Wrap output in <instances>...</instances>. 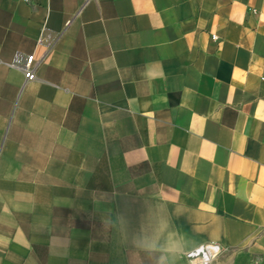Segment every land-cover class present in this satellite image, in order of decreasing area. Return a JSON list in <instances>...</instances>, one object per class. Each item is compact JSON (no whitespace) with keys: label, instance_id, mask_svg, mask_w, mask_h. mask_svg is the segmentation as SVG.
<instances>
[{"label":"crops","instance_id":"1","mask_svg":"<svg viewBox=\"0 0 264 264\" xmlns=\"http://www.w3.org/2000/svg\"><path fill=\"white\" fill-rule=\"evenodd\" d=\"M211 245L264 264V0H0V264Z\"/></svg>","mask_w":264,"mask_h":264},{"label":"built area","instance_id":"2","mask_svg":"<svg viewBox=\"0 0 264 264\" xmlns=\"http://www.w3.org/2000/svg\"><path fill=\"white\" fill-rule=\"evenodd\" d=\"M29 1V0H26ZM216 36L212 35V39H215ZM10 66L19 69L26 81L32 80L35 77L36 63L32 55H24L22 53H16ZM214 251L209 250V246L204 248H199L195 251L189 252L187 254L189 264H210L214 258L222 252V249H219L216 245H211Z\"/></svg>","mask_w":264,"mask_h":264},{"label":"trees","instance_id":"3","mask_svg":"<svg viewBox=\"0 0 264 264\" xmlns=\"http://www.w3.org/2000/svg\"><path fill=\"white\" fill-rule=\"evenodd\" d=\"M39 249V247H36V250H38Z\"/></svg>","mask_w":264,"mask_h":264}]
</instances>
